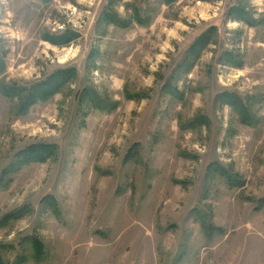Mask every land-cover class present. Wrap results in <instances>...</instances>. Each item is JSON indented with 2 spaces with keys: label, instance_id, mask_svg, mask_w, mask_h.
Listing matches in <instances>:
<instances>
[{
  "label": "rangeland",
  "instance_id": "rangeland-1",
  "mask_svg": "<svg viewBox=\"0 0 264 264\" xmlns=\"http://www.w3.org/2000/svg\"><path fill=\"white\" fill-rule=\"evenodd\" d=\"M0 59V264H264V0H0Z\"/></svg>",
  "mask_w": 264,
  "mask_h": 264
},
{
  "label": "trees",
  "instance_id": "trees-1",
  "mask_svg": "<svg viewBox=\"0 0 264 264\" xmlns=\"http://www.w3.org/2000/svg\"><path fill=\"white\" fill-rule=\"evenodd\" d=\"M106 18L108 19L109 16ZM137 22L140 23V21H137ZM199 38H200L199 40H201L203 42L204 35H201ZM46 40L51 42V40H53V39L49 38ZM61 40H62V38L60 37L58 41L60 42ZM52 42H53V44L56 43L55 41H52ZM61 43L62 42H60V44ZM0 64H1V59H0ZM68 74H69V71L60 70L56 74H54L50 79H47L49 81H47V80L46 81H47V83H49L50 86H59L61 84V82H63L66 78H68ZM33 92H35V93H33ZM33 92L30 89H26L23 91V94L25 95L27 93L28 94L27 96H29L32 93L29 98H31L33 96L31 99V102H33V101H35V99L40 98L46 92V90H43L42 95L37 92V89L36 90L34 89ZM11 93L12 92H8L6 94L10 96V95H12ZM21 93H22V91H21ZM21 101H23L21 109L26 110L31 105V102H28V99H24ZM240 110H243V108L240 107ZM238 112L240 113L243 122L248 123V124H250V122H252L250 120V118H248V115L246 113L247 111H243V112H245V114H243V112H241V111H238ZM56 150H57L56 146L48 144V143L47 144H42V143L32 144L31 146L25 147L23 150H21L18 153L17 159H16L15 163H12L13 165L11 166V168L15 169L16 167H18V165L25 163V162L44 161L49 156L54 154ZM225 175H226L227 179L230 178L229 176H227L226 173H225ZM16 213L13 215L17 217ZM29 243H31L33 250L37 254H40L41 256H43L45 254V252L43 251V245L40 242V240H38L37 238L34 239L31 237V238H29ZM1 259H2V255L0 254V262H1Z\"/></svg>",
  "mask_w": 264,
  "mask_h": 264
}]
</instances>
